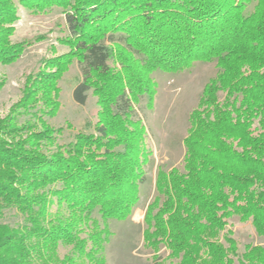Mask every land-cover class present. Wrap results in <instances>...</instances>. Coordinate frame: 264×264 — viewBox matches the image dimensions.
Returning a JSON list of instances; mask_svg holds the SVG:
<instances>
[{
    "label": "trees",
    "instance_id": "trees-1",
    "mask_svg": "<svg viewBox=\"0 0 264 264\" xmlns=\"http://www.w3.org/2000/svg\"><path fill=\"white\" fill-rule=\"evenodd\" d=\"M18 4L60 9L69 51L27 75L0 120V264H107L108 222L131 217L146 180L151 151L137 106L142 97L154 106L152 75L214 61L189 116L183 170H158L144 242L153 264H264V245L241 250L231 229L238 217L264 239V0H0L2 66L32 45L11 40ZM75 62L73 98L85 105L91 92L99 110L92 132L59 143L64 129L45 118L57 116ZM7 211L21 223H4Z\"/></svg>",
    "mask_w": 264,
    "mask_h": 264
},
{
    "label": "rangeland",
    "instance_id": "rangeland-1",
    "mask_svg": "<svg viewBox=\"0 0 264 264\" xmlns=\"http://www.w3.org/2000/svg\"><path fill=\"white\" fill-rule=\"evenodd\" d=\"M255 2L249 7L252 10ZM19 20L14 24L13 43L31 41L20 59L8 66L0 65V76L6 82L0 91V120L5 118L11 107L21 98L27 75L36 72L44 59L67 53L69 48L60 42L67 34L65 17L62 11L54 8L47 13H32L19 4ZM40 40H37L38 38ZM218 72L217 62H196L189 69L179 73L155 72L152 77L157 82V95L152 109L147 107V97H142L137 106V114L147 128L146 144L151 151L150 161L144 167L145 183L141 187L140 201L131 217L125 221L108 222L111 237L105 245L107 264H153L154 252L145 246L144 222L148 205L156 196V177L159 169L169 171L172 168L183 170L184 138L189 128V116L197 106L205 84ZM81 80L80 67L75 62L60 81L62 88L60 110L55 117H46V121L55 127L63 128L59 143H69L80 131L92 132L91 126L97 120L99 107L91 92L85 105L78 104L73 91ZM69 125L71 127H69ZM56 207H53V211ZM95 218L100 215L95 211ZM4 223L16 227L21 218L7 211ZM231 229L238 240L241 250L245 244L264 245V239L256 233L250 222L242 223L238 217L231 219ZM69 252L68 247L60 246L59 255L63 258ZM159 254L165 259L166 248ZM165 264H171L166 261ZM235 264H239L235 259Z\"/></svg>",
    "mask_w": 264,
    "mask_h": 264
}]
</instances>
